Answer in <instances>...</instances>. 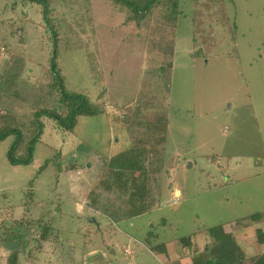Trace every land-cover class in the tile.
Here are the masks:
<instances>
[{"label":"rangeland","instance_id":"obj_1","mask_svg":"<svg viewBox=\"0 0 264 264\" xmlns=\"http://www.w3.org/2000/svg\"><path fill=\"white\" fill-rule=\"evenodd\" d=\"M167 1L137 25L110 0H53L56 41L39 4L0 0V114L23 127L17 156L37 109L67 112L55 55L66 90L98 111L72 131L42 117L29 164L10 162L14 136L0 141V264L14 252L18 264H168L150 241L204 246L201 230L263 210L264 0H180L176 23ZM127 149L145 153L134 175L147 174L149 212L115 222L105 209L133 204L110 166Z\"/></svg>","mask_w":264,"mask_h":264},{"label":"trees","instance_id":"obj_2","mask_svg":"<svg viewBox=\"0 0 264 264\" xmlns=\"http://www.w3.org/2000/svg\"><path fill=\"white\" fill-rule=\"evenodd\" d=\"M39 4L42 7V12L46 24L50 29L53 30L55 40L58 41V33L55 31L52 21L49 17L51 12L50 4L53 0H30ZM118 5L122 10H128L131 15L127 17L129 21H135L137 25L144 24L149 21L153 15L154 8L158 5L164 4V0H110ZM168 16L171 23H176L178 15L180 13V0L167 1ZM56 55L52 58V73L55 79V87L60 94V103L66 107V114L58 112L57 109L40 108L33 114V124L37 132H33V136L28 141L27 153L24 156H17V151L26 142V135L24 134L23 127L18 123L16 116H10L8 113L0 114V141L4 140L9 136H14V141L8 150V158L12 164H29L34 157V150L38 142H40L41 135L44 129V123L42 117H48L53 119L58 127L63 128L67 131H72L77 124L80 116H93L97 114V109L90 101L89 97L84 93L69 92L65 87V78L56 61ZM30 130V129H29ZM27 145V144H26ZM144 151H138L135 149H127L122 155L114 158L110 162L111 169L116 170V190L124 188L131 189L133 204L129 210L120 206L121 211L115 212L112 207L105 209L106 215L113 221H122L125 219H131L135 216L149 212L145 208L146 199L145 197V185L147 181V174L144 175L139 173L135 176L134 172L143 168L142 159L144 158ZM48 164V161L47 163ZM118 165V167H116ZM43 166L40 170H43ZM92 205V206H91ZM90 207L98 210L95 203H91ZM110 206V204H109ZM116 209V208H115ZM105 213V211H104ZM251 219L258 221L261 218V213L256 212L245 219ZM209 237L210 242L203 250L195 245L193 242V236L189 235L180 239L182 246L193 247V264H264V254L247 258L245 252L238 244L235 236L225 230L223 225H217L209 227L203 230ZM45 238V235H43ZM257 238L260 244L264 243V232L257 230ZM152 245L153 249L158 252H165V245L160 243L158 245ZM200 252V253H199ZM8 264H18V252H14L8 259Z\"/></svg>","mask_w":264,"mask_h":264},{"label":"crops","instance_id":"obj_3","mask_svg":"<svg viewBox=\"0 0 264 264\" xmlns=\"http://www.w3.org/2000/svg\"><path fill=\"white\" fill-rule=\"evenodd\" d=\"M261 213V218L258 221H253L251 219H245L246 217L242 219H236L234 222H226L222 223L224 226L225 230L228 232H231L238 244L241 246L243 251L245 252V255L247 258H251L254 256L262 255L264 254V243L260 244L258 242L257 238V230H261L264 232V206L262 211H257ZM256 213V212H254ZM204 234H206L203 230H201ZM207 235V234H206ZM208 236V235H207ZM209 237V236H208ZM193 242L195 245H197L200 250H203L204 247L209 244L210 242V237H209V242L206 243L204 246H200L195 240L193 236ZM153 245L157 244L155 241H150ZM165 245V252H156L157 254L164 255V258L167 259L168 264H193V261L191 259V253L190 248L186 246H182L180 241L176 245V252L171 253L170 251V246L169 244L165 242H161ZM160 244V243H158ZM148 249V248H147ZM149 250H154L150 249ZM154 252V251H153ZM248 264V263H244Z\"/></svg>","mask_w":264,"mask_h":264},{"label":"built area","instance_id":"obj_4","mask_svg":"<svg viewBox=\"0 0 264 264\" xmlns=\"http://www.w3.org/2000/svg\"><path fill=\"white\" fill-rule=\"evenodd\" d=\"M176 200H173L171 203H174Z\"/></svg>","mask_w":264,"mask_h":264}]
</instances>
